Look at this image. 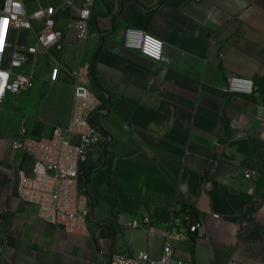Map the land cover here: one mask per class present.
Listing matches in <instances>:
<instances>
[{"label": "crops", "instance_id": "0c3cea01", "mask_svg": "<svg viewBox=\"0 0 264 264\" xmlns=\"http://www.w3.org/2000/svg\"><path fill=\"white\" fill-rule=\"evenodd\" d=\"M104 1L118 10L112 26L122 24L119 34L104 32L106 23L97 15L102 0H96L89 40L81 45L69 35L64 51L52 52L61 73L66 62L73 70L87 66L93 90L105 100L107 113L98 122L109 141L82 165L73 190L90 209L88 232L68 233L19 200V173L32 176L34 162L11 147L21 123L17 131L2 129L0 264H109L115 253L143 251L159 258L167 232L188 230L174 221L181 203L197 211L204 227L172 240L176 258L193 264L264 262L262 211L231 200L227 186L238 168L217 150L224 139L264 135L261 100L228 90L232 76L254 81L264 73V0ZM129 27L160 38L165 59L154 62L125 48ZM52 66L50 59L39 61L37 83H57L49 82ZM72 97L73 82L48 133H33L31 117L22 116L28 134L47 138L55 126L66 125ZM145 217L150 226L128 227Z\"/></svg>", "mask_w": 264, "mask_h": 264}, {"label": "built area", "instance_id": "2783aa9c", "mask_svg": "<svg viewBox=\"0 0 264 264\" xmlns=\"http://www.w3.org/2000/svg\"><path fill=\"white\" fill-rule=\"evenodd\" d=\"M32 2L35 8L30 11ZM95 3L96 0H61L58 4L44 5L41 0H0V111L9 95L20 96L35 87L40 60L52 61L49 82H58L61 67L52 52H63L69 35L81 45L89 40ZM63 22L65 29L61 28ZM123 46L154 62L165 59L164 42L137 28L125 30ZM228 90L233 94L252 95L256 86L251 79L232 76L228 79ZM104 101L93 90L88 67H79L73 72L68 123L55 126L47 138H36L28 134L25 116L18 133L11 139L12 149L26 153L34 162L32 176L19 173V200L36 206L39 218L68 233L88 232L90 209L86 199L74 198L73 190L80 179L82 165L109 141L98 122L107 113ZM151 223L145 217L131 221L128 227L140 228ZM187 226L185 232L165 234L166 242L159 258L144 251L134 255L115 253L109 264H193L176 258L172 244V240L188 239L191 233L204 227L200 221Z\"/></svg>", "mask_w": 264, "mask_h": 264}, {"label": "rangeland", "instance_id": "374dc122", "mask_svg": "<svg viewBox=\"0 0 264 264\" xmlns=\"http://www.w3.org/2000/svg\"><path fill=\"white\" fill-rule=\"evenodd\" d=\"M42 4L48 3L58 4L61 0H41ZM35 5H30L29 10L33 11ZM99 17L105 21V30L113 35H117L122 31V24L116 22L112 26V22L116 21L115 17L118 10H111L108 4L102 0V8L97 7ZM93 21H97L94 15ZM101 32V31H99ZM31 38L30 42H33ZM92 66V65H91ZM65 70L62 71L58 82L54 85H48L46 82L39 81L33 90L24 92L20 96H8L3 108L0 111V130L17 131L21 117L27 114L31 117L30 129L33 133L39 134L43 129V133L50 131L55 118L63 112L69 87L73 82V67L65 63ZM257 92L256 97L264 104V73L254 79ZM39 87H43L41 94L35 92ZM45 110L51 111V115H45L41 112ZM39 122L36 119H41ZM42 128V129H41ZM45 130V132H44ZM218 152L226 161L235 163L238 172L234 176L233 182L227 186V193L231 196V200L236 205L250 204L261 210L263 234H264V135L262 132H252L245 136H236L224 139L218 145ZM264 264V262L259 263Z\"/></svg>", "mask_w": 264, "mask_h": 264}, {"label": "trees", "instance_id": "16d2710c", "mask_svg": "<svg viewBox=\"0 0 264 264\" xmlns=\"http://www.w3.org/2000/svg\"><path fill=\"white\" fill-rule=\"evenodd\" d=\"M195 220L199 221V217L197 211L191 205L178 204V207L174 211V221L179 228H188L187 224L194 225Z\"/></svg>", "mask_w": 264, "mask_h": 264}, {"label": "water", "instance_id": "95a60500", "mask_svg": "<svg viewBox=\"0 0 264 264\" xmlns=\"http://www.w3.org/2000/svg\"><path fill=\"white\" fill-rule=\"evenodd\" d=\"M198 220H195V222H197Z\"/></svg>", "mask_w": 264, "mask_h": 264}]
</instances>
